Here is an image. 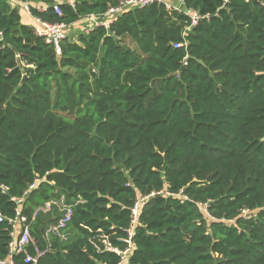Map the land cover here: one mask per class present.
<instances>
[{
  "label": "trees",
  "instance_id": "obj_1",
  "mask_svg": "<svg viewBox=\"0 0 264 264\" xmlns=\"http://www.w3.org/2000/svg\"><path fill=\"white\" fill-rule=\"evenodd\" d=\"M117 2L0 0V213L34 183L24 215L72 207L66 241L44 238L56 209L31 226L39 264H118L91 242L123 249L137 199L123 264H264V0H183L190 29L153 4L84 31ZM32 17L70 32L47 44Z\"/></svg>",
  "mask_w": 264,
  "mask_h": 264
},
{
  "label": "built area",
  "instance_id": "obj_2",
  "mask_svg": "<svg viewBox=\"0 0 264 264\" xmlns=\"http://www.w3.org/2000/svg\"><path fill=\"white\" fill-rule=\"evenodd\" d=\"M227 3V0H225ZM153 4L163 5L168 13H182L188 19V26L185 29H190L198 25L203 17L193 9H185L183 0H118L117 4L108 8V10L100 16H89L88 19L92 21L90 26L85 32L88 34L95 30L97 27H107L112 24L114 19L123 14L125 11L136 8H144ZM23 9L31 16L27 5H23ZM54 10L57 14H60L58 6H54ZM34 21L35 34L43 38L45 43L52 44L58 40H63L67 36V26L64 24H52L44 21L38 17H32ZM184 44H174L175 48L182 47ZM20 57V55H18ZM23 65V64H22ZM31 67V66H26ZM36 183L30 185L29 190L25 193L23 198H12L11 200L17 205L15 208V215L13 218L4 217L0 213V223L6 221L11 228L9 233L10 241L8 244L7 256L4 259H0V264H16L14 258L22 255L24 264H39V260L44 256L45 252L40 251L35 245L31 236V226L36 221L40 213L47 214L53 212L54 209L60 214L57 219L46 225L44 231V238L48 240L54 236L59 238L60 241H66L68 238L67 226L71 221L72 207L64 202V198L61 197L58 201L49 200L43 205L37 207L30 216L24 215L22 212V205L25 198L28 197L30 192L34 190ZM155 194H151L153 196ZM188 198L183 196L182 201H186ZM139 202L137 199L131 208V221L129 228L126 229V237L119 241L125 244L123 249L113 246L108 237L98 230L97 237L100 240L101 245L91 242L97 252H109L119 257L118 264H123L126 256L135 249L133 242L134 227L137 225ZM201 210L207 214V204L200 206ZM247 210H243L242 214H247ZM33 248L32 251L30 250Z\"/></svg>",
  "mask_w": 264,
  "mask_h": 264
},
{
  "label": "crops",
  "instance_id": "obj_3",
  "mask_svg": "<svg viewBox=\"0 0 264 264\" xmlns=\"http://www.w3.org/2000/svg\"><path fill=\"white\" fill-rule=\"evenodd\" d=\"M22 11H23L22 14L25 15L26 21H27L28 18H31V16H30V15H29L24 9H23ZM86 22H88V23L90 24V26H92V21H91V20H86ZM82 25H84V27H85V23H84V21L81 22V23H78V24L76 25L75 28H77V31H78V32H81V31L83 30V29H82V28H83ZM90 26H88V27L86 26L87 28L85 27V30H84V31H86Z\"/></svg>",
  "mask_w": 264,
  "mask_h": 264
},
{
  "label": "rangeland",
  "instance_id": "obj_4",
  "mask_svg": "<svg viewBox=\"0 0 264 264\" xmlns=\"http://www.w3.org/2000/svg\"><path fill=\"white\" fill-rule=\"evenodd\" d=\"M21 10H23V8H21ZM81 23V22H80ZM83 27H84V25H82ZM70 30H71V28H70ZM85 30V29H84ZM69 29H67V33L69 34ZM77 36V34L76 33H74L73 35H72V38H74V37H76ZM69 37H70V35H69ZM130 44V43H129Z\"/></svg>",
  "mask_w": 264,
  "mask_h": 264
},
{
  "label": "water",
  "instance_id": "obj_5",
  "mask_svg": "<svg viewBox=\"0 0 264 264\" xmlns=\"http://www.w3.org/2000/svg\"><path fill=\"white\" fill-rule=\"evenodd\" d=\"M185 69V66H183L182 68H181V71H183ZM25 79H26V77L25 76H23V81H22V84L25 82Z\"/></svg>",
  "mask_w": 264,
  "mask_h": 264
}]
</instances>
